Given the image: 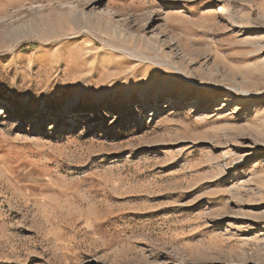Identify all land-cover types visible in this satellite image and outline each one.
<instances>
[{
    "label": "rangeland",
    "instance_id": "1",
    "mask_svg": "<svg viewBox=\"0 0 264 264\" xmlns=\"http://www.w3.org/2000/svg\"><path fill=\"white\" fill-rule=\"evenodd\" d=\"M0 264H264V0H0Z\"/></svg>",
    "mask_w": 264,
    "mask_h": 264
},
{
    "label": "bare ground",
    "instance_id": "2",
    "mask_svg": "<svg viewBox=\"0 0 264 264\" xmlns=\"http://www.w3.org/2000/svg\"><path fill=\"white\" fill-rule=\"evenodd\" d=\"M158 92L159 91L152 92L151 94L148 95V98H153V97L157 96L156 94H159ZM182 97H183V95H182ZM142 100H145V99H142ZM77 105L78 104H72V105H70L68 107H65L64 108V110H65L64 112H67L66 110H68V109L70 110L71 108H75Z\"/></svg>",
    "mask_w": 264,
    "mask_h": 264
}]
</instances>
